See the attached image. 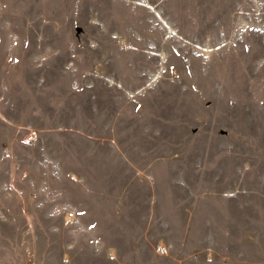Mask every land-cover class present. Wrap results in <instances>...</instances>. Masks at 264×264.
<instances>
[{"label":"rangeland","instance_id":"374dc122","mask_svg":"<svg viewBox=\"0 0 264 264\" xmlns=\"http://www.w3.org/2000/svg\"><path fill=\"white\" fill-rule=\"evenodd\" d=\"M0 264H264V0H0Z\"/></svg>","mask_w":264,"mask_h":264}]
</instances>
